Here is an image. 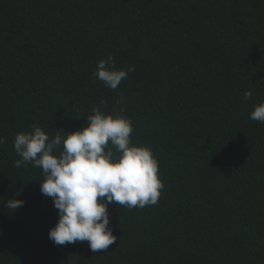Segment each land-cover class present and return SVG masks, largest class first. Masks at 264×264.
I'll list each match as a JSON object with an SVG mask.
<instances>
[{"label":"trees","instance_id":"trees-1","mask_svg":"<svg viewBox=\"0 0 264 264\" xmlns=\"http://www.w3.org/2000/svg\"><path fill=\"white\" fill-rule=\"evenodd\" d=\"M110 54L134 68L115 91L93 75ZM121 95L159 162V202L110 204L107 250L55 245L58 210L41 169L15 167L14 138L75 132ZM259 102L264 0H0V264H264Z\"/></svg>","mask_w":264,"mask_h":264},{"label":"clouds","instance_id":"clouds-1","mask_svg":"<svg viewBox=\"0 0 264 264\" xmlns=\"http://www.w3.org/2000/svg\"><path fill=\"white\" fill-rule=\"evenodd\" d=\"M130 71L134 68L117 69L110 54L97 62L93 75L115 91ZM251 95L246 91L244 99ZM117 103L122 107L112 114L93 108L87 123L75 132L62 135L58 130L50 137L42 127L33 126V131L14 138L13 147L21 157L15 167L31 164L41 169V193L51 197L58 210V222L49 231L55 245L87 241L93 253L107 250L117 239L110 227V204L133 209L159 202L164 188L159 162L149 146L133 143L134 124L124 115L123 95ZM250 118L264 123V102L255 105ZM5 140L0 136V144ZM24 203L12 197L6 207L16 210Z\"/></svg>","mask_w":264,"mask_h":264}]
</instances>
